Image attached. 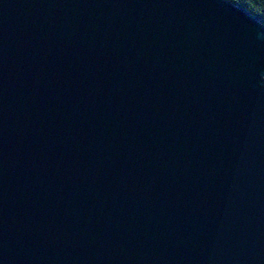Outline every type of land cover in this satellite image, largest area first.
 I'll return each instance as SVG.
<instances>
[{"label":"water","instance_id":"95a60500","mask_svg":"<svg viewBox=\"0 0 264 264\" xmlns=\"http://www.w3.org/2000/svg\"><path fill=\"white\" fill-rule=\"evenodd\" d=\"M0 264H264L258 18L0 0Z\"/></svg>","mask_w":264,"mask_h":264},{"label":"trees","instance_id":"16d2710c","mask_svg":"<svg viewBox=\"0 0 264 264\" xmlns=\"http://www.w3.org/2000/svg\"><path fill=\"white\" fill-rule=\"evenodd\" d=\"M234 5H239L250 14L256 16L264 27V0H226Z\"/></svg>","mask_w":264,"mask_h":264}]
</instances>
